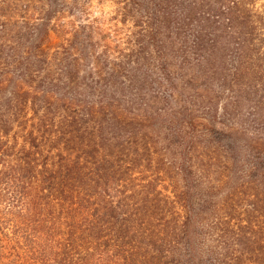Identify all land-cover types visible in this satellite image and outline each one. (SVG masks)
<instances>
[{"label":"trees","instance_id":"16d2710c","mask_svg":"<svg viewBox=\"0 0 264 264\" xmlns=\"http://www.w3.org/2000/svg\"><path fill=\"white\" fill-rule=\"evenodd\" d=\"M93 1L0 0V264H264V0Z\"/></svg>","mask_w":264,"mask_h":264},{"label":"rangeland","instance_id":"374dc122","mask_svg":"<svg viewBox=\"0 0 264 264\" xmlns=\"http://www.w3.org/2000/svg\"><path fill=\"white\" fill-rule=\"evenodd\" d=\"M114 4L110 0H94L92 2L91 14L103 27L114 28ZM122 26L121 24H118ZM123 27V26H122ZM124 28V27H123Z\"/></svg>","mask_w":264,"mask_h":264}]
</instances>
